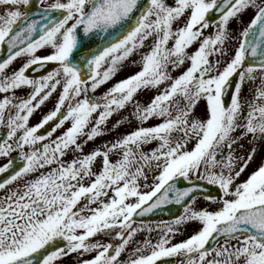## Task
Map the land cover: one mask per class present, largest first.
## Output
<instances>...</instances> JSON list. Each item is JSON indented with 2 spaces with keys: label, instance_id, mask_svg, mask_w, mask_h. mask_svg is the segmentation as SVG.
<instances>
[{
  "label": "snow or ice",
  "instance_id": "snow-or-ice-1",
  "mask_svg": "<svg viewBox=\"0 0 264 264\" xmlns=\"http://www.w3.org/2000/svg\"><path fill=\"white\" fill-rule=\"evenodd\" d=\"M0 161V264H264V0H0Z\"/></svg>",
  "mask_w": 264,
  "mask_h": 264
},
{
  "label": "water",
  "instance_id": "water-1",
  "mask_svg": "<svg viewBox=\"0 0 264 264\" xmlns=\"http://www.w3.org/2000/svg\"><path fill=\"white\" fill-rule=\"evenodd\" d=\"M168 208L171 209L169 211L168 209L157 211L155 214H153L150 217L146 218V221H154L158 219L160 216L165 217V219H172L174 218V215L179 214L181 212V209L179 206H168Z\"/></svg>",
  "mask_w": 264,
  "mask_h": 264
},
{
  "label": "rangeland",
  "instance_id": "rangeland-1",
  "mask_svg": "<svg viewBox=\"0 0 264 264\" xmlns=\"http://www.w3.org/2000/svg\"><path fill=\"white\" fill-rule=\"evenodd\" d=\"M135 69H131V71H134ZM49 107H51V105H49ZM45 111H47V109H45ZM105 139H111V137H106ZM100 143H102V141L101 140H98L97 141V145H99ZM0 163H3V161H0ZM190 230V229H189ZM66 264H71V260H68L67 262H66Z\"/></svg>",
  "mask_w": 264,
  "mask_h": 264
}]
</instances>
